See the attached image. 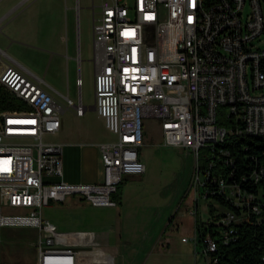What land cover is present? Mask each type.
Segmentation results:
<instances>
[{"label": "built area", "instance_id": "1", "mask_svg": "<svg viewBox=\"0 0 264 264\" xmlns=\"http://www.w3.org/2000/svg\"><path fill=\"white\" fill-rule=\"evenodd\" d=\"M95 1V109L116 136L99 146L104 180L64 181L63 147L44 138L60 131L65 108L41 81L13 67L2 69L0 57V84L22 102L16 110L0 111V226L39 229L38 264H79L82 251L63 246V235L44 220L43 208L69 196L116 207L119 185L146 172L140 157L145 119L160 123L166 147L194 159L189 189L197 198L207 199L213 182L243 212L259 215L264 190L256 196L216 177L209 159L232 163L221 147L230 137L264 138V0ZM67 103L77 116L85 114L82 102ZM263 179L264 169L250 176L255 184ZM4 205L28 214L5 215ZM239 221L228 212L217 223L227 228L225 243ZM194 241L210 264L218 242L209 234L202 246L197 234Z\"/></svg>", "mask_w": 264, "mask_h": 264}, {"label": "crops", "instance_id": "2", "mask_svg": "<svg viewBox=\"0 0 264 264\" xmlns=\"http://www.w3.org/2000/svg\"><path fill=\"white\" fill-rule=\"evenodd\" d=\"M79 5L78 1L69 5L67 2L52 0H10L0 6V34L3 37L0 40V57L2 69L13 67L32 80L41 81L42 87L65 108L61 116V129L54 134L55 141L50 142L63 147L64 181L73 185H94L104 180L99 146L113 143L116 138H110L101 116H94L90 120L84 116L88 110L96 109L95 102L93 105L84 103L81 78L77 80L78 100L74 101L69 94H65L54 83H47L45 76H40L33 70L41 61L48 62L45 65L47 70L56 62L70 65L76 61L80 66L82 51H75L73 41L75 15L80 13ZM91 9L93 11V7ZM80 80L81 86L78 84ZM67 100L74 104L82 102L86 107L85 114L77 116L74 109L68 108ZM140 157L143 161L142 148ZM129 177L125 179L121 203L116 207H94L79 199L61 206V213L54 219H44L57 226L63 235V246L82 251L79 264H147V260L153 255L157 256L156 260H160L162 252L157 248L160 243H152L151 246L147 244L151 234V230L147 228L151 223L149 217L142 214L138 217V213L128 209V205L135 200L134 188L127 182ZM189 193L195 204L193 211L196 210V215L193 211L191 214L197 217L199 198L190 189ZM9 228L17 234L26 231L35 235L31 243L34 250L32 264H38L37 243L41 237L39 229L25 226ZM198 249L195 244V264L198 254H201ZM189 252L181 254V259L187 261L191 255ZM23 259L22 255L12 258L4 256L3 263L0 264H25Z\"/></svg>", "mask_w": 264, "mask_h": 264}, {"label": "rangeland", "instance_id": "3", "mask_svg": "<svg viewBox=\"0 0 264 264\" xmlns=\"http://www.w3.org/2000/svg\"><path fill=\"white\" fill-rule=\"evenodd\" d=\"M67 2L72 5L79 2V15H75L74 46L75 51H82V61L79 64L74 61L67 63H54L51 68L46 69L47 63L41 61L40 65L33 70L40 76H45L47 83H54L57 88L74 100H78L79 87L77 80H83L82 95L85 104L93 105L95 102V73L93 59V17L91 9L93 0H52ZM10 0H0V6L9 3ZM98 5V1H95ZM99 9H96V14ZM0 34V40H2ZM72 41V42H73ZM46 65V66H45ZM47 70V72H46ZM63 103L62 100H58ZM86 119L98 116L96 111L88 110ZM109 132V131H108ZM110 138L116 136L110 133ZM55 135H47L44 141L54 142ZM142 158L146 166L143 176H130L128 185L132 186L134 201L128 205V209L138 213V217H149L148 229L151 234L148 236L147 244L160 243L157 247L162 252L160 260L153 255L147 264H195V222L196 216L191 212L195 209L192 194L189 193V182L194 169V159L186 152L178 148H170L164 145L163 133L160 123L154 119L144 120V145L142 146ZM203 180V178H202ZM79 196H69L62 204L53 203L43 208L44 219H54L61 213L60 207L79 200ZM5 215L28 214L25 209L11 208L4 205ZM198 220L206 221L211 217L210 210L215 208L223 211V208L212 199H205L203 196L198 202ZM148 222V223H149ZM33 233H14L12 228L0 227V263H3L4 256L13 257L22 255L25 264L33 263L34 241ZM153 239V241H151ZM186 239V241H184ZM160 241V242H159ZM199 250V249H198ZM191 254L189 259H181V254ZM184 260V261H182ZM158 261V262H156ZM197 264H206L204 255L198 254Z\"/></svg>", "mask_w": 264, "mask_h": 264}, {"label": "trees", "instance_id": "4", "mask_svg": "<svg viewBox=\"0 0 264 264\" xmlns=\"http://www.w3.org/2000/svg\"><path fill=\"white\" fill-rule=\"evenodd\" d=\"M21 106L22 102L0 84V111L16 110ZM221 147L230 152L232 163L226 164V158L223 157H211L209 160L215 164L214 175L225 178L229 184L240 183L245 190L258 196L260 190H264V179L255 184L250 180V176L255 171L264 169V138L230 137ZM207 161H203V168L207 167ZM243 178H247L244 183ZM124 185L125 180L113 196L117 204L121 203ZM207 187V199L215 200L223 208V211L217 213L212 207L211 217L206 221L199 222L196 217L198 243L202 246L201 243L207 234L218 242L217 252L210 255V264H264V209L259 215L249 210L243 212L217 192L216 184L210 182ZM228 212L234 213L240 221L232 225L235 228L234 234L228 239V243H225L222 232L227 228L225 225L218 226L217 223L221 222Z\"/></svg>", "mask_w": 264, "mask_h": 264}]
</instances>
